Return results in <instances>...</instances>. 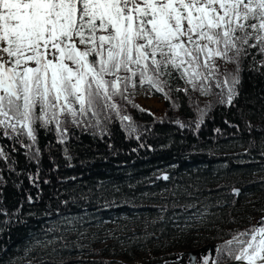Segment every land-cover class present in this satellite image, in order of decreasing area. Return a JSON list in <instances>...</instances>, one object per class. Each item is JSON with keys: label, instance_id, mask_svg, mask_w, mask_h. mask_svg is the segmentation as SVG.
<instances>
[{"label": "snow or ice", "instance_id": "6c2138e0", "mask_svg": "<svg viewBox=\"0 0 264 264\" xmlns=\"http://www.w3.org/2000/svg\"><path fill=\"white\" fill-rule=\"evenodd\" d=\"M253 50L264 56V0H0V139L19 144L25 158L38 165L37 132L54 131L71 161L68 125L103 135L115 114L125 133L139 140L143 133L120 114L113 97L127 99L128 87L147 84L170 99L172 91L188 93V88H172L183 81L230 106L239 96L243 61L251 55V70L264 68V60L254 67ZM217 60L233 64L234 71L219 73ZM213 83L219 91H213ZM211 107L197 108L196 130ZM0 161L10 172L18 163L2 146ZM28 179L39 187V169ZM0 215L9 216L3 209ZM11 216L4 226L12 223ZM231 235L217 246V258L205 257L202 264H264V218Z\"/></svg>", "mask_w": 264, "mask_h": 264}, {"label": "trees", "instance_id": "16d2710c", "mask_svg": "<svg viewBox=\"0 0 264 264\" xmlns=\"http://www.w3.org/2000/svg\"><path fill=\"white\" fill-rule=\"evenodd\" d=\"M252 54L256 55L254 50ZM261 60L264 56L256 55L254 67H261ZM216 63L219 73L234 71L233 64L222 60ZM252 64L251 55L243 61L239 96L230 106L216 103L215 96L202 95L183 81L173 82L172 88H188V93L172 91L170 99L147 84L128 87L124 93L127 99L117 95L113 102L119 106L121 115L131 117L138 126L143 133L140 139L129 137L115 114L103 135L96 130L82 131L70 124L67 146L71 161L64 158L63 146L56 143L54 131L39 129L37 132L42 151L38 165L25 158V150L19 144L0 139V146L18 162L15 171L10 172L8 165L0 161L3 180L0 182V209L9 216L17 213L6 226L2 222L9 216L0 215V226L5 228L0 232V264H23L17 263L19 257L29 252L36 255L34 247L51 238H57L62 247L65 244L60 237L62 222L74 223L84 218L91 224L121 223V218H132L141 224L142 230L137 234L145 236L135 248L163 243L171 235L172 217H186L199 208V203L210 204L213 212L209 219L212 234L207 236L206 242L213 244L212 259H216L217 246L231 240L232 233L244 232L264 218L229 228L237 222L233 208L242 193L264 194V156L261 155L264 150V74L261 73L264 68L256 72L251 70ZM139 88H148L155 96L164 98L165 109L159 117L141 111L134 101L131 92ZM212 88L219 91L214 83ZM173 101L179 107H173ZM210 103L211 110L196 130L197 108L203 109ZM176 120L188 127L180 128L174 123ZM13 146L17 152L11 151ZM37 169L39 187L28 179ZM253 174L261 177L251 180ZM165 175L168 180L163 179ZM45 180L49 183H44ZM29 195L33 197L32 203L28 202ZM229 205L233 208L226 210ZM17 219L25 223H16ZM53 226L59 231H48ZM155 252L157 249L150 254ZM91 253V259L81 257L78 262L109 264L100 250ZM44 261V264L53 262Z\"/></svg>", "mask_w": 264, "mask_h": 264}, {"label": "rangeland", "instance_id": "374dc122", "mask_svg": "<svg viewBox=\"0 0 264 264\" xmlns=\"http://www.w3.org/2000/svg\"><path fill=\"white\" fill-rule=\"evenodd\" d=\"M131 96L141 109L153 116L159 117L164 112V98L155 96L148 88L136 89L131 92ZM260 177L259 174H253L251 180ZM209 206L210 204L199 203V208L196 207L186 217H172L170 237L163 243L153 242L142 249L135 248L138 243L145 240L144 235L137 234L142 228L135 219L121 218V223L105 221L92 224L86 218L74 223L63 221L60 237L65 244L62 247L57 238H51L34 247L36 255L25 253L18 258L17 263L30 264L35 260L36 264H44V259H48L53 261L52 264H58L54 261H62L64 264H85L78 262V259L81 257L91 259V252L100 250L102 258L109 264H142L151 256L154 260L165 255L197 249L199 246L213 245L211 242H206L207 236L212 234L209 219L213 212L210 211ZM231 208L233 207L230 205L226 206V210ZM233 214L237 222L230 226V229L246 225L254 218H262L264 194L242 193L238 204L233 208ZM48 241L54 243H47ZM153 249H157V252L150 254Z\"/></svg>", "mask_w": 264, "mask_h": 264}, {"label": "flooded vegetation", "instance_id": "af4514ba", "mask_svg": "<svg viewBox=\"0 0 264 264\" xmlns=\"http://www.w3.org/2000/svg\"><path fill=\"white\" fill-rule=\"evenodd\" d=\"M201 247L202 246H199V248ZM199 248L182 251L181 253H176L170 256L165 255L154 260L151 256L150 258H147L142 264H202L203 258L208 257L210 260L213 258L214 249L199 250ZM196 250H199V252L194 253Z\"/></svg>", "mask_w": 264, "mask_h": 264}, {"label": "water", "instance_id": "95a60500", "mask_svg": "<svg viewBox=\"0 0 264 264\" xmlns=\"http://www.w3.org/2000/svg\"><path fill=\"white\" fill-rule=\"evenodd\" d=\"M205 249L213 250L214 246L213 245H205V246L199 248V250H205ZM199 250L194 251V253L199 252ZM183 254H187V253H183ZM232 264H246V262H244V261H239V262L233 261Z\"/></svg>", "mask_w": 264, "mask_h": 264}]
</instances>
